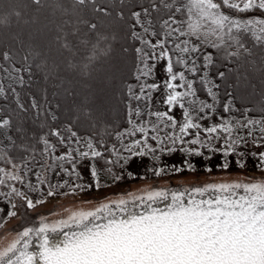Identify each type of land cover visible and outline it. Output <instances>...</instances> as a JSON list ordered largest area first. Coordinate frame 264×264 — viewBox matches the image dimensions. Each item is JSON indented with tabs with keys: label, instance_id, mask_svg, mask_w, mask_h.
I'll list each match as a JSON object with an SVG mask.
<instances>
[{
	"label": "snow or ice",
	"instance_id": "1",
	"mask_svg": "<svg viewBox=\"0 0 264 264\" xmlns=\"http://www.w3.org/2000/svg\"><path fill=\"white\" fill-rule=\"evenodd\" d=\"M31 3L43 6L42 0H31ZM119 4L121 10L115 15L123 21L125 0H119ZM58 7L70 17L57 26L54 38L56 50L63 59L53 60L51 64L41 59L34 66L43 72L45 84L53 81V100L60 97L65 102L70 100L68 123H56L60 118L54 108L60 109L62 105L49 99L47 87L41 89L39 97L31 94L27 104L22 102L17 90V86L31 87L33 64L29 59L35 61L41 57V51L29 43L21 58L23 65L18 67L20 61L14 59L10 50H0V98L7 100L11 94L15 102V108L0 107V164L5 165L0 167V185L8 181L25 183L32 165L42 171L59 166L68 172L63 167V162H68L75 172L80 160L103 156L91 137L84 138L87 150L82 151L81 137L72 125L83 119L94 128L103 121L111 99L109 84L107 80L95 87L86 84L89 92L82 99H77L81 94L74 85L79 82L77 77L91 78L98 63L112 58L117 35L101 29L102 19L98 23L88 18L89 13L98 19L111 17L112 11L98 0H70L68 7ZM129 7L134 9L136 4ZM246 14L250 15L243 18ZM12 16L19 21L22 13L13 7L9 13L0 14V25L9 24ZM130 19L126 37L139 42L133 49L132 75L137 85L120 81L121 103L127 109L129 127L117 131L115 136L122 140L140 133L143 138L123 145L128 155L120 159L125 164L132 156L156 152L148 143L149 138L156 141L160 151L169 153L176 151L177 144L212 148L211 140H223L221 147L227 156L235 151L236 145L246 142L239 136V129H248L247 135L252 136L258 126L264 134V116L248 118L250 109L245 110L243 123L224 117L206 127L199 122L211 119L217 112L219 93L214 89L220 85L209 73L218 60L255 65L254 58L258 57L264 74V0H148L147 6L141 5L140 10H130ZM12 39L23 43L19 35ZM208 48L214 49L215 55ZM120 51L127 54L129 47L121 45ZM161 61L165 77L163 104L168 110L153 111L152 93L159 91L161 85L148 81ZM118 72L116 65L109 79L115 81ZM216 72L220 80H226L225 71L216 67ZM200 90L206 92L211 103L200 98ZM260 96L257 110L264 113V92ZM175 108L181 110L179 120L170 114ZM223 111H232L231 100L223 105ZM190 130H195L194 138L185 140ZM150 132L154 134L149 137ZM201 132L207 134V139H202ZM53 138L56 143L52 142ZM166 140L171 146L165 145ZM99 143L103 145L104 141L101 139ZM58 145L66 146L67 151L54 155ZM38 146H42L39 151ZM179 150L201 155L196 147ZM260 156L264 159V153ZM57 162L61 163L57 165ZM187 167L192 169L193 165L188 163ZM223 167H228L227 161ZM91 174L97 175L94 164ZM37 178L44 183L39 174ZM7 186L11 189L7 195L15 193L24 197L16 187ZM28 187L35 190L31 184ZM53 187L56 186H49V196L53 195ZM137 200L142 207L135 203ZM34 206L33 200L27 199V207ZM0 264H264V181L152 190L132 200L120 199L102 203L94 210L74 211L67 219L48 223L41 218L38 226L25 227L0 248Z\"/></svg>",
	"mask_w": 264,
	"mask_h": 264
},
{
	"label": "rangeland",
	"instance_id": "2",
	"mask_svg": "<svg viewBox=\"0 0 264 264\" xmlns=\"http://www.w3.org/2000/svg\"><path fill=\"white\" fill-rule=\"evenodd\" d=\"M23 5H27V7ZM58 5L68 7L70 1L50 0V2L45 3L42 7H38L30 3L29 0H0V14L9 13L13 7H16L22 13V18L19 21L12 16L10 17L9 24L0 25V41H4V43L10 45L15 54L19 52L18 48L22 47L27 52L29 43H37L35 45L41 51V57L37 58V61L39 60L40 62L41 59H47L49 64L53 60L59 62L63 57L56 50L54 38L57 35V26L70 17L65 15ZM248 15L250 14H246L243 18H248ZM25 20L28 21L27 24L24 23ZM111 28L115 30L111 32L117 35V40L113 42L115 51L112 58L98 63L100 67L99 69H94L91 78L81 77L82 81L79 80V82H87L86 84L91 85H95V82L107 80L111 99L107 111L103 115V121L106 118L109 119V117L114 116L118 111L116 101L117 87L115 83L123 80V77L126 75L129 59V53L123 54L120 51L121 46L119 48L117 46L118 42L124 39L122 33L120 34L119 30L117 31L120 28L116 24H113ZM17 35H19V39L23 43L12 39V37ZM122 45L127 47L124 44ZM65 55L67 54L65 53ZM255 61V65L243 62L242 67L235 70L233 78L237 86L243 87L249 92L254 91L256 86L264 82V74L260 71L259 59ZM116 65L119 66V72L116 74V80L111 81L109 78ZM163 66L164 62L161 61L157 65L154 76L149 78L148 81L161 85L159 91L152 93L153 99L151 105L153 111L168 110L167 106L163 104L164 88L162 81L165 78L162 72ZM35 70L36 76L41 75L43 79V72L37 68ZM62 75H66V73H62ZM238 77L239 80L237 79ZM52 84L53 81L51 80L47 83L50 86V93L54 90ZM86 84L76 83L74 85L75 90L81 94L77 99H82L89 92V89L85 87ZM131 84L135 86L137 85V81L134 80ZM202 99H206L211 103V98ZM56 101L62 105L59 109L61 115L70 114L67 110L70 100L65 102L64 98L60 97ZM132 104L133 107L136 106L135 101ZM170 114L178 120L182 118L179 108L173 109ZM220 117V114L216 112L211 119L206 118L199 122L206 127L212 123L220 122ZM247 117L252 119L261 118L256 116ZM235 119L243 123L245 116ZM78 122L83 124L86 121L81 119ZM164 131L173 130L164 129ZM194 131L190 130V135L185 137V140L193 139L192 133ZM247 132L248 129L246 128L239 129V136L244 137L246 142L236 145L235 151L230 152L227 156L224 155L221 147L223 140H211L212 148H200L199 145L192 146L188 144L181 146L177 144L174 146L176 151L169 153L167 150L160 151L156 141L149 138L148 143L153 148H156V152H148L143 156H132L127 164L124 163L123 159H120V157L128 155L124 151L123 145L129 144L135 139H142L143 137L140 133H137L135 137L125 136L122 143L115 149L116 156L115 159H112L111 167L103 171V174L108 176L107 178L101 176L98 171L96 177L92 176L91 159L80 160L76 163V171L79 173V177L74 173L69 174V171H62L59 166L48 171H42L38 166L37 169L32 168V171L25 178V183L8 181L6 185H0V193H4V195H0V248L5 247L25 227L38 226L41 218H44L45 222L48 223L67 219L74 211L94 210L102 203H112L120 199L132 200L133 197H143L148 191L152 190L183 189L192 186H203L207 183L234 181L250 183L264 181V159L260 156V153H264V134L259 132L258 126L253 131L252 136H248ZM153 134L150 132L149 137ZM161 135H163V132ZM78 136L81 137L80 149L82 151L87 150L84 138L90 136L87 134H80ZM201 137L202 139H207V134L201 132ZM165 145L171 146L167 140L165 141ZM181 147H196L201 152V155L182 152L179 150ZM217 148L220 150H213ZM97 149L100 151L98 147ZM66 151V146L58 145L54 154L62 155ZM154 156L158 157V159H154ZM225 161L228 163L227 168L223 167ZM59 163L61 162H57V165ZM188 163L193 165L192 169L187 167ZM63 167L72 169V164L63 162ZM157 171L160 172L159 175L156 174ZM37 174L44 180V183H40ZM117 176L119 179H116ZM8 184L23 192L24 197L17 196L15 193L7 195L11 190L7 186ZM29 184L34 186L35 190L28 187ZM50 185L56 186L52 188L53 195L51 196L47 194ZM58 185L63 186L59 187ZM77 185H80V187H77ZM27 199L33 200L35 205L33 208L27 207ZM37 200L41 201V203H35ZM135 203L141 205V202L138 200ZM112 206L115 208V204H112ZM11 212H15L16 215H9Z\"/></svg>",
	"mask_w": 264,
	"mask_h": 264
},
{
	"label": "trees",
	"instance_id": "3",
	"mask_svg": "<svg viewBox=\"0 0 264 264\" xmlns=\"http://www.w3.org/2000/svg\"><path fill=\"white\" fill-rule=\"evenodd\" d=\"M29 2L31 3V0H29ZM47 2H50V0H42V5H44ZM98 3L107 4L109 6L110 11H112V16L107 17V18L98 19L97 16L89 13L88 18L92 19L93 22H98V23L100 19H102L104 22L101 24V29L107 32L115 31L113 30V28H111L113 24H116V26L120 28V29H117V31L119 30L120 34L122 33L124 39L119 41L117 46L119 48L122 44H124L127 47H129V59H128V65H127L128 67L126 70L127 73L123 77V81H126L127 83H131L132 81L135 80V78L132 75V72L134 70V62H135V53L133 49L134 47L139 46V42L133 41L130 38L126 37V33H128V25L132 23V20L130 19V10H140L141 5L147 6L148 0H125V6L122 9L124 11V17H125L123 21H121L115 15L116 11L121 10L119 0H98ZM133 3L136 4V7L134 9H130L129 5ZM35 44H33V46L36 47ZM4 49L10 50L14 56V59L16 61H20V63L17 64L18 67L23 65V61L21 58L26 54V52L24 51L22 47L18 48L19 52L15 54L10 45H8L7 43H4V41H0V50H4ZM207 51L212 52L215 55L214 49L208 48ZM254 59L257 60L259 58L256 57ZM37 62H39V60L37 61L36 59L35 61H33L31 58L29 59V63L33 64V68H32L33 80L31 83V87H29L28 85H25L23 88H20L19 86H17V90L21 93L22 102H24L25 104L28 103V99L31 94H36L39 97V93L41 89L44 87H47L49 90V99L53 100L51 93H50V86L45 84L44 80L41 78V75H39L38 77L36 76V70H35L34 65ZM242 63L243 61L239 63L240 65L237 63H228V62L220 63L219 60L217 61L216 67H219V70L226 72V80H220L218 78L216 67H213L210 70V73H209L210 78L213 79L215 83L220 85L219 89H214V90L218 91L219 93V97H218L219 103L217 104L216 108H217V113H219L221 117L230 118V119L244 117L245 116L244 113L246 109L251 110L247 112V116H256V117L264 116V113H261L260 111L257 110V105L261 99L260 94L264 92V82L256 86L254 91L249 92L245 88L237 86V84L233 80L235 76V70L237 68L240 69L243 65ZM99 67L100 65L97 64L95 69H99ZM229 68L232 69L231 72L228 71ZM24 75H25V79H27V73H24ZM80 78L81 77H77L76 79L78 81L79 80L82 81V78L81 79ZM197 80H198V77H197ZM4 83L5 85L7 84L6 81ZM78 83L86 84L87 82H78ZM99 84L100 82H95V85L93 86L95 87V86H98ZM234 85L235 87H233ZM115 86L117 87L116 88L117 90V100L116 101H117L118 111L114 116L109 117V119L106 118V120L102 121L101 123H98L94 128L88 122L81 124L80 122L76 121L72 125L73 130L76 131L78 135L80 134L89 135L93 139L94 144H96V146L103 153L102 158L91 159V164L92 165L94 164L97 171L100 173V175L105 178H107L108 176L103 174L104 173L103 171H105L108 167H111L110 165L111 163H109L108 161H112V159H115V156H116L115 151H113V149H116L123 141V139L117 140L115 133L117 131H122L129 126L127 124V109L125 105L121 103V98L123 96L122 84L120 82H116ZM197 86L199 87V85ZM229 92L232 94L231 96L227 95V93ZM198 95L200 96V98H209L207 97L206 92L203 90L198 91ZM123 98L126 99V97H123ZM229 100L232 101V111L225 113L223 111V105L227 103ZM56 102H57L56 100H53L54 104ZM0 107L15 108V102L11 94H9L7 100L0 98ZM54 111H56L57 116L60 118L59 121L56 123H68V117L70 114L63 116L59 113V109L54 108ZM32 126L35 127V125H32ZM105 127H107V131H105ZM101 139L104 141L103 145L99 143ZM52 142L56 143L55 138H53ZM41 148L42 146H38V151ZM2 166H5V165L0 164V167ZM32 168L37 169V166L32 165ZM68 171L74 174L78 173L76 169H75V172H73L72 169H68Z\"/></svg>",
	"mask_w": 264,
	"mask_h": 264
},
{
	"label": "water",
	"instance_id": "4",
	"mask_svg": "<svg viewBox=\"0 0 264 264\" xmlns=\"http://www.w3.org/2000/svg\"><path fill=\"white\" fill-rule=\"evenodd\" d=\"M142 207V205H140Z\"/></svg>",
	"mask_w": 264,
	"mask_h": 264
}]
</instances>
